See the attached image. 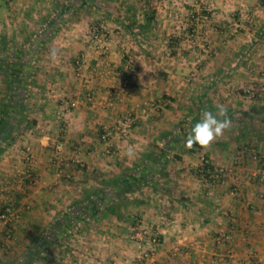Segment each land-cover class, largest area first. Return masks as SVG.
Wrapping results in <instances>:
<instances>
[{
  "label": "crops",
  "instance_id": "obj_1",
  "mask_svg": "<svg viewBox=\"0 0 264 264\" xmlns=\"http://www.w3.org/2000/svg\"><path fill=\"white\" fill-rule=\"evenodd\" d=\"M228 13L263 29L264 0H0V36L37 41L25 66L32 73L22 75L31 82L27 127L18 128V111L2 113L0 68V213L10 217L0 220V264H264V183L249 178L259 167L251 151L264 156V63L224 61ZM102 21L111 31L103 45L92 36ZM250 53L264 60V49ZM243 86L257 95L241 96ZM217 104L231 128L207 149L184 147ZM125 116L135 119L130 138L102 142ZM203 159L228 169L224 182L202 181ZM132 176L150 182L119 210L97 214L84 202ZM163 213L171 222L158 228ZM68 217H80L81 232L67 228ZM156 228L161 245L136 261L148 245L135 229ZM221 233L230 239L218 244ZM47 244L41 255L60 248V259L34 260Z\"/></svg>",
  "mask_w": 264,
  "mask_h": 264
},
{
  "label": "trees",
  "instance_id": "obj_2",
  "mask_svg": "<svg viewBox=\"0 0 264 264\" xmlns=\"http://www.w3.org/2000/svg\"><path fill=\"white\" fill-rule=\"evenodd\" d=\"M153 12L151 13V15ZM153 21L152 17L148 16L146 20L145 26L147 27L151 22ZM126 28H130L131 26H126ZM259 39L260 41L264 39V29L259 30L258 32ZM52 36V35H51ZM49 36V38L51 37ZM37 41H31V40H25L23 43H18L14 40L9 39L7 36H0V68L3 70L4 73V83L7 88V97L5 100V104L3 105V114L9 115L10 113H15V111H18L19 113V124L18 128L21 129L22 126L27 127V122H26V114L28 113V108H27V103H26V86L30 85L29 81L28 84H24L22 82L23 79H25L28 74L31 75V73H28L26 71L25 66L30 64L32 59L30 58L34 55V47L36 45ZM26 50V51H25ZM27 52V53H26ZM33 58V57H32ZM22 75H24V78L22 79ZM24 81V80H23ZM17 102H16V101ZM16 102L17 104L12 105V102ZM5 120L0 119V125H4ZM7 142L12 143L16 140L15 137L10 135L9 137L7 136ZM198 146V145H195ZM163 157H157L158 161L160 162ZM156 159V160H157ZM204 172L208 174V170L210 169L208 166H204ZM212 169V167H211ZM134 175V174H132ZM127 181H122L119 182L117 180L111 181L108 184V187L106 189H101L97 190L95 192V196H97L96 199H88L84 200V202H91L93 208V211H96V213H101L102 211L106 210H119L122 206L126 205L128 202V199L126 198L128 194H133L135 192L141 191L143 188H145L147 185H145L148 181H143V178L141 176H132L129 179H126ZM150 182V181H149ZM148 182V183H149ZM145 183V184H144ZM147 183V184H148ZM114 190L115 197H112L111 194L108 195V190ZM103 198L102 196L99 197L98 195H104ZM99 197V198H98ZM139 203H141L140 200H138ZM81 206L83 204V201L79 203ZM79 206V205H78ZM6 213V211H1L0 215ZM85 216V215H84ZM82 216L84 219L85 217ZM88 216V215H86ZM90 217L95 216V212H93ZM88 216V218H89ZM80 217H68L66 219V224L67 228L69 226L72 227V232L78 233L81 232L80 229L75 230V225L76 223L79 222ZM78 219V220H77ZM82 219V220H84ZM81 222V221H80ZM83 222H86L85 220ZM75 230V231H74ZM64 233V232H60ZM53 245L55 246H60L61 244L56 241ZM49 248V244H47L43 249H39L36 251L34 254V260L39 258L41 254ZM34 261H32L33 263ZM31 263V264H32ZM29 264V263H28Z\"/></svg>",
  "mask_w": 264,
  "mask_h": 264
},
{
  "label": "built area",
  "instance_id": "obj_3",
  "mask_svg": "<svg viewBox=\"0 0 264 264\" xmlns=\"http://www.w3.org/2000/svg\"><path fill=\"white\" fill-rule=\"evenodd\" d=\"M109 35H110V29L105 21H102L101 23L95 25L92 28L93 38L96 40L97 43L101 45L107 42ZM83 68H84V63L80 62L77 66V71H81ZM241 92L251 97L256 96L255 91L250 88H243L241 89ZM67 104L68 107H72L74 105V103L69 101L67 102ZM134 123H135V119L131 116H125L119 119L113 126L104 128L102 134L100 135L101 141L106 144H110L112 139L114 138H117L120 141L127 140L128 138H130L132 134ZM251 153L253 160L259 164V167L249 175V178L252 179L253 181H259L264 183V156L260 155L256 150H252ZM111 154H115V153L112 152ZM29 157L33 162H35V159L32 155H30ZM204 166H208L210 168L208 170V174L204 172V168H203ZM200 173L202 175V181L204 183L215 184V183L224 182L225 178L229 174V171L224 167L214 166L211 163V161H209L208 159H203ZM0 220L5 223L10 220L8 211L0 215ZM170 222H171L170 219L165 215V213H163L160 216V222L158 223L157 227L158 228L162 226L165 227L169 225ZM158 228L151 230L135 229L137 231L138 238L142 243V248L143 246L148 245L147 248L144 247L142 253L139 254L138 258L140 260H142L143 258H148L149 256L152 257L156 249L161 245L162 243L160 239L161 234ZM229 239L230 237L225 233L219 234V236L216 238L218 244H221L224 241H228ZM177 250L178 249L176 248V251Z\"/></svg>",
  "mask_w": 264,
  "mask_h": 264
},
{
  "label": "rangeland",
  "instance_id": "obj_4",
  "mask_svg": "<svg viewBox=\"0 0 264 264\" xmlns=\"http://www.w3.org/2000/svg\"><path fill=\"white\" fill-rule=\"evenodd\" d=\"M246 15V13H245ZM242 18L241 20L238 19V18ZM222 21H224V29H223V34L224 35V41H225V48H224V56H222V58L224 59V61H227V64L228 65H231V64H235V63H238V60L239 61H243V62H246L247 64H260L262 65L264 63V60H262L263 56H257L255 57V55L251 54L250 51L255 47V48H262L264 49V44H261L260 43V39L258 38L259 35H258V31H256V28L255 26H259V23H256V24H251L249 20H246V19H243V16H234L232 17L230 13H228L227 15H224L223 18H220ZM186 22V21H185ZM107 23V22H106ZM236 24V25H235ZM263 25V29H264V24ZM210 26V24H209ZM110 29V28H109ZM204 30V28H202ZM210 27H209V31H210ZM261 30V29H260ZM186 31V30H185ZM183 31V32H185ZM252 32H255L256 35H254L255 38H253L252 36ZM111 33V31H110ZM251 39V40H250ZM248 40V41H247ZM251 42H250V41ZM259 41V42H258ZM264 41V39H263ZM261 41V42H263ZM213 44V43H212ZM241 50V54H238V56H235L237 55L238 53V50ZM214 51L213 50V47H212V51L209 53V54H206L205 55H208V58L207 59H214L217 55L214 54ZM248 53L251 55L248 56ZM213 54V55H212ZM255 57L256 61L255 62H250V60ZM200 62L202 61L201 58L198 59ZM198 60L196 59L194 62H196L197 64H199ZM243 88H247V87H241L239 90V92L241 93V96L242 93L241 92V89ZM40 93V92H39ZM38 93V94H39ZM256 95L258 92H255ZM245 96V95H244ZM243 96V97H244ZM249 97V95H247ZM35 97V96H33ZM27 108H28V111H30V103L27 104ZM246 122H248V120L246 119ZM140 240L138 238V240L136 239V242L139 243ZM138 246V245H137ZM46 256H43L41 255L40 257L43 258V257H47L48 254V257H52L53 258V261H55L56 259H60L61 257V252H60V248H53V249H49V252L48 253H45ZM51 258V259H52ZM135 260L138 261L139 258L138 256H135Z\"/></svg>",
  "mask_w": 264,
  "mask_h": 264
},
{
  "label": "clouds",
  "instance_id": "obj_5",
  "mask_svg": "<svg viewBox=\"0 0 264 264\" xmlns=\"http://www.w3.org/2000/svg\"><path fill=\"white\" fill-rule=\"evenodd\" d=\"M53 61L57 59L55 50L51 52ZM216 112L205 109L184 140V147L192 149L198 145L202 149L209 148L218 138L231 128L232 121L228 115L227 108L222 104H217Z\"/></svg>",
  "mask_w": 264,
  "mask_h": 264
}]
</instances>
